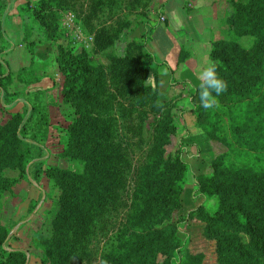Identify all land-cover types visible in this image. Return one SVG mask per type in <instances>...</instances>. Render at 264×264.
Listing matches in <instances>:
<instances>
[{
    "label": "trees",
    "instance_id": "trees-1",
    "mask_svg": "<svg viewBox=\"0 0 264 264\" xmlns=\"http://www.w3.org/2000/svg\"><path fill=\"white\" fill-rule=\"evenodd\" d=\"M18 1L0 0V103L22 94L7 90L13 78L25 87L42 78L32 64L6 72L1 57L12 44L3 26L13 9L23 21L31 63L34 48L50 44L61 84L48 105L34 97L27 116L13 106L3 108L8 118L0 123V215L7 196L28 181L35 155L24 140L42 143L52 127L64 140L61 156L82 164L81 172H73L41 163L34 175L59 190L42 262L93 264L91 245L114 221L101 256L107 264H203L188 239L178 236L180 223L197 220L204 223L203 238L214 242L216 264H264V0L234 4L227 17L234 38L211 42L209 59L228 89L217 97L216 109L193 103L192 111L196 125L227 151L210 162L206 175L192 174L200 201L194 210L181 200L190 167L178 149H168L179 133L170 115L174 104L160 101L157 86L147 82L154 64L149 38L142 33L143 39L130 40L117 55L114 43L129 24L105 27L107 12L119 9L122 0ZM148 1L126 0L124 8L147 10ZM55 6L85 7L92 50L101 61L60 42L51 25ZM245 36L253 38L247 46L240 42ZM199 92L190 90L193 102ZM23 94L25 101L32 95ZM228 98L233 105H226ZM8 238L0 219V264H27L22 250L7 249Z\"/></svg>",
    "mask_w": 264,
    "mask_h": 264
},
{
    "label": "rangeland",
    "instance_id": "rangeland-1",
    "mask_svg": "<svg viewBox=\"0 0 264 264\" xmlns=\"http://www.w3.org/2000/svg\"><path fill=\"white\" fill-rule=\"evenodd\" d=\"M22 1L24 0H19L18 2ZM34 1L35 0H31V3ZM214 1L216 4L212 6L205 5L202 1V4L200 2L198 4V6L201 7H210L213 11L219 9L222 12L223 18L221 16L220 33L217 31V37L212 41L228 40L230 38L233 39L234 37L229 34L227 17L230 15V13H232L234 4H242L245 2V0ZM204 2L209 4L211 1L204 0ZM220 2L224 3L223 5L220 4L221 7L218 6ZM227 2L231 4L228 8L226 5ZM161 3L162 0H149L147 2V10L143 8H137L131 12H128L125 10L126 8H124L127 2L126 0H122V4L118 3L119 9L115 6L113 11L107 12L110 19L108 20V18L105 17V19H107L105 20V27L116 30L117 28H122L124 22L129 24L126 31L122 32L119 36V39L114 43L115 52L117 55H123L126 43L134 39L128 36L134 34L135 29L140 23L146 24L148 27H150V25L153 26L154 23H157V6ZM70 7L71 6H55L51 9V25L57 33L60 42L75 52H84L91 55L96 61H101V56L95 55L92 50L94 35L90 30L91 26H88L83 19L85 7L83 6L80 8L77 6L76 8L72 9ZM11 20V17H7L4 22L3 32L5 37L11 42V47L14 52H12L9 56V63L6 60L7 55L1 57V60L6 62V72L16 73L20 68L17 71H13L17 68L16 64H14L13 58L18 56L19 47H23L26 51L27 49L25 47L26 42L23 40V31L22 37L19 41H16V38L11 35V30L15 29L14 25L9 27ZM159 20L162 23L165 21V18L161 16L159 17ZM211 23L213 25H219L218 23H215L214 18L212 19ZM205 25H210V22L208 21L205 23ZM93 27H97L96 23H93ZM252 40L253 38L249 36L240 38V42L244 46L250 44ZM33 57L34 60L32 63L30 62V64H32V68L36 74L42 76L38 83L44 80L47 82V85H45L44 88L33 87L35 84L25 87L13 78V81L7 87V90L9 93L21 92L22 94H20L15 101H11L10 104H5L4 101L0 103V123L5 122V120L8 118V114L3 110L4 107L7 108L13 106L12 111L20 110L23 111L27 116L31 102L34 101V97L37 96L39 101L45 104L44 102L50 97L51 93L53 98L56 95V92L61 84V77L58 73V69L54 60L53 47L48 43L39 44L34 48ZM189 57L188 50L185 51L184 48L180 50L178 60L180 62L179 64H183ZM12 67L14 69H12ZM152 86H157L160 101L174 104V108L171 109L170 115L174 117V120L178 125L179 133L176 136L171 137V142L168 146V149L171 151L178 149L182 159L190 167V176L187 174L188 182L185 185L181 200L184 205L187 206V208L194 210L199 205L200 201L196 199L197 185L193 175H206L209 171L210 162L227 151V147L217 140L210 139L208 135L196 125L195 116L193 117L194 128L196 131L191 133V131L188 130L189 123L185 120V118H183L184 112L181 111L188 107L186 99L187 96L188 98H191V89L188 90L186 86L178 87L176 92H174L176 93L174 94L175 96L172 95L171 98V96H168L167 94L164 96L163 89H160L158 87V83L156 84L155 81L154 85ZM25 91H30L32 94L27 101L24 99L25 95L23 93ZM191 101L192 103H198L201 105L200 95L196 97L195 102H193L192 98ZM232 101L233 100L228 98L226 105H233L234 103ZM213 109H216V107ZM151 120L152 119L148 120L147 123L151 122ZM183 127H185V129ZM152 129V126L148 127L150 132ZM195 132H198V135H194ZM24 144L35 155L34 161L28 167L29 180L18 186L14 190L13 195L10 197L7 196L5 208L0 215V219L2 224L9 229V238L6 245L7 249L22 250L28 258L27 264H44L41 259L44 257L45 251L44 240L50 239L51 236V220L53 219L57 210L59 190L44 176H41L39 179H35L34 175L41 163H45L46 165H55L62 169H67L73 172H81L82 164L77 160H71L61 156V153L64 149V140L60 134L50 133L47 139L42 143H35L32 140H24ZM136 164L137 163L134 165ZM203 227L204 223L197 220L180 223L178 225V236L181 241L188 239L189 250L192 254H201L203 256V264H216L214 242L203 238ZM113 228L114 221L108 224L104 232H99L97 238L91 245L93 253L96 257V261L93 264H101V256L110 242Z\"/></svg>",
    "mask_w": 264,
    "mask_h": 264
},
{
    "label": "crops",
    "instance_id": "crops-1",
    "mask_svg": "<svg viewBox=\"0 0 264 264\" xmlns=\"http://www.w3.org/2000/svg\"><path fill=\"white\" fill-rule=\"evenodd\" d=\"M201 1L205 5L212 6L216 4L214 0H210L209 4L205 3L204 0H162V3L157 6V23H154L153 26L150 25V27L140 23L134 34L128 36L138 40L142 38V33H144L149 38L146 48L153 55L154 64L151 67L148 82L152 85H154V81L156 84L158 83V87L163 89L164 96L167 94L172 98V95L176 94L174 93L176 89L182 86H186L188 90L198 88L200 84L197 78L198 73L209 62L211 41L217 37V31L220 33V21L223 15L218 8V10L213 11L210 7L198 6ZM220 4L223 5L224 3L220 2L219 7H221ZM226 5L228 8L231 4L227 2ZM161 16L165 18L162 23L159 20ZM9 17L12 18L9 27L15 26V29H12L10 33L16 38V41H19L22 37L23 21L14 9ZM213 18L215 23L219 25L211 23ZM208 21L210 25H205ZM181 48H184L185 51L188 50L190 56L183 64H179L178 61ZM18 50V56L13 58L17 68L13 71L27 67L31 62L28 51L23 47H19ZM12 52H14L13 49L7 54L6 60L8 63ZM12 69L14 68L12 67ZM45 85H47V82L43 80L33 85V87L44 88ZM51 94L44 102L47 105L52 100L53 96ZM186 103L188 107L181 112H184L183 118L189 123L188 130L193 133L196 131L192 111L193 103L188 96ZM50 133H56V131L50 127ZM194 135H198V132H195Z\"/></svg>",
    "mask_w": 264,
    "mask_h": 264
},
{
    "label": "clouds",
    "instance_id": "clouds-1",
    "mask_svg": "<svg viewBox=\"0 0 264 264\" xmlns=\"http://www.w3.org/2000/svg\"><path fill=\"white\" fill-rule=\"evenodd\" d=\"M197 78L200 81L201 106L206 110L218 107L217 97L227 91L228 82L218 76L217 63L209 61L207 66L199 71ZM101 264H107V261L102 260Z\"/></svg>",
    "mask_w": 264,
    "mask_h": 264
}]
</instances>
